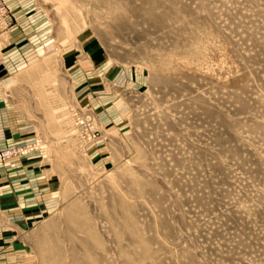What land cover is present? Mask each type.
Listing matches in <instances>:
<instances>
[{
	"label": "rangeland",
	"instance_id": "obj_1",
	"mask_svg": "<svg viewBox=\"0 0 264 264\" xmlns=\"http://www.w3.org/2000/svg\"><path fill=\"white\" fill-rule=\"evenodd\" d=\"M26 2L106 90L33 69L55 191L10 264H264V0Z\"/></svg>",
	"mask_w": 264,
	"mask_h": 264
},
{
	"label": "crops",
	"instance_id": "obj_2",
	"mask_svg": "<svg viewBox=\"0 0 264 264\" xmlns=\"http://www.w3.org/2000/svg\"><path fill=\"white\" fill-rule=\"evenodd\" d=\"M4 2L11 13V25L0 27V69L6 72L0 77V149L33 147L26 155L0 167V264H10L24 252L18 244V232L37 223L49 211L55 191L44 151L36 147L33 115L39 109L26 100L32 94L33 69L58 59L70 86L74 79L79 82L76 89L82 99L89 91L106 90L107 70L102 57L92 61L93 72H89L88 54L74 53L72 47L62 49L51 38L48 22L26 0ZM58 52L60 56H56Z\"/></svg>",
	"mask_w": 264,
	"mask_h": 264
},
{
	"label": "built area",
	"instance_id": "obj_3",
	"mask_svg": "<svg viewBox=\"0 0 264 264\" xmlns=\"http://www.w3.org/2000/svg\"><path fill=\"white\" fill-rule=\"evenodd\" d=\"M10 18L11 13L8 7L6 6L4 0H0V27H9L11 25ZM15 152V150H0V166L11 159L15 155Z\"/></svg>",
	"mask_w": 264,
	"mask_h": 264
},
{
	"label": "water",
	"instance_id": "obj_4",
	"mask_svg": "<svg viewBox=\"0 0 264 264\" xmlns=\"http://www.w3.org/2000/svg\"><path fill=\"white\" fill-rule=\"evenodd\" d=\"M5 74H6V72L5 71H1V69H0V77L4 76Z\"/></svg>",
	"mask_w": 264,
	"mask_h": 264
}]
</instances>
